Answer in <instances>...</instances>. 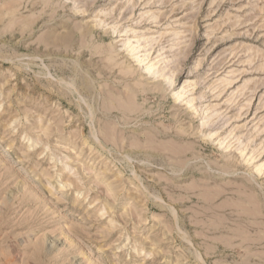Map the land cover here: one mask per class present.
Masks as SVG:
<instances>
[{"label": "rangeland", "instance_id": "1", "mask_svg": "<svg viewBox=\"0 0 264 264\" xmlns=\"http://www.w3.org/2000/svg\"><path fill=\"white\" fill-rule=\"evenodd\" d=\"M0 264H264V0H0Z\"/></svg>", "mask_w": 264, "mask_h": 264}, {"label": "bare ground", "instance_id": "2", "mask_svg": "<svg viewBox=\"0 0 264 264\" xmlns=\"http://www.w3.org/2000/svg\"><path fill=\"white\" fill-rule=\"evenodd\" d=\"M131 52H132V50L131 49H129ZM133 50H134V48H133ZM139 58V57H138Z\"/></svg>", "mask_w": 264, "mask_h": 264}]
</instances>
